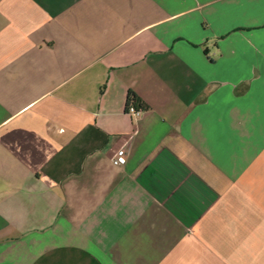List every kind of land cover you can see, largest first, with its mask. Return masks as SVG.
Segmentation results:
<instances>
[{
  "label": "crops",
  "instance_id": "0c3cea01",
  "mask_svg": "<svg viewBox=\"0 0 264 264\" xmlns=\"http://www.w3.org/2000/svg\"><path fill=\"white\" fill-rule=\"evenodd\" d=\"M0 264H264V0H0Z\"/></svg>",
  "mask_w": 264,
  "mask_h": 264
},
{
  "label": "built area",
  "instance_id": "2783aa9c",
  "mask_svg": "<svg viewBox=\"0 0 264 264\" xmlns=\"http://www.w3.org/2000/svg\"><path fill=\"white\" fill-rule=\"evenodd\" d=\"M127 113L136 117L137 119H139L140 117H142L144 111L142 109H137L134 106L129 105L127 108ZM126 156H127V152L125 149H121L118 154L117 157L114 159V163L116 165L119 166H123L126 164Z\"/></svg>",
  "mask_w": 264,
  "mask_h": 264
}]
</instances>
